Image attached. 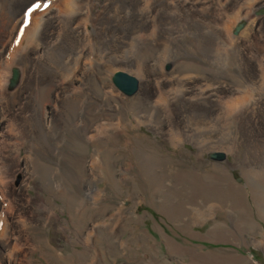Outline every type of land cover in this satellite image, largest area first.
Here are the masks:
<instances>
[{"label": "rangeland", "instance_id": "1", "mask_svg": "<svg viewBox=\"0 0 264 264\" xmlns=\"http://www.w3.org/2000/svg\"><path fill=\"white\" fill-rule=\"evenodd\" d=\"M46 1L50 5L39 17L51 36L38 27L20 31L10 24V15L0 19L19 72L12 83L14 75L0 69V106L6 112L24 107L35 136L19 140L0 133V160L7 155L10 165L20 164L29 174L34 167L27 162L37 166L29 179L18 174L3 187L13 210L2 220L11 215L14 240V218L23 205L26 235L35 244L24 255L30 264H225L226 258L233 264H264V90L243 93V114L256 100L242 118L212 101L190 98L196 83L244 91L255 69L251 63L241 65L240 58L217 62L209 48L217 34L203 36L201 29L212 13L189 25L156 24L147 15L132 25L127 0H93L90 7L99 9L103 28L96 29L81 25V6L73 1L43 0L42 6ZM181 1L188 8L191 0ZM199 1L223 12L239 0ZM33 2L8 0V12L17 16ZM147 3L151 14L166 6L164 0ZM68 9L77 13L69 15ZM255 16H264V8ZM254 28L243 20L232 36L238 39ZM193 40L210 46L191 49ZM162 52L158 67L149 69ZM137 67L148 78H137L136 92L125 96L112 76L126 73L118 68ZM71 68L90 72L79 75V82H60ZM157 73L169 89L159 98L153 95ZM9 85L23 91L27 86L24 100H10ZM161 101L171 103L169 115ZM109 123L115 126L97 143L89 138L91 124ZM11 124L18 128L13 119ZM216 151L224 154L222 161L209 158ZM12 246L21 257H0V264L23 258L25 246Z\"/></svg>", "mask_w": 264, "mask_h": 264}, {"label": "bare ground", "instance_id": "2", "mask_svg": "<svg viewBox=\"0 0 264 264\" xmlns=\"http://www.w3.org/2000/svg\"><path fill=\"white\" fill-rule=\"evenodd\" d=\"M33 5L39 4V7L34 8L32 11H28V7L21 8L20 13L17 16H14V14L9 13V7L8 9V0H0V19L4 16H11L10 24L13 27H17L20 31H29L33 29L34 27H38L40 34L51 36V31L48 28L47 23L40 22V12H43L48 9L50 5V1L44 2V4H47V7L45 9L42 8V2L43 0H33ZM56 1V0H52ZM73 1L75 4L81 6V16H80V23L83 26H86L87 23H89L91 26H93L96 29H103L101 25L99 24V9L95 8L92 9L90 6L93 3V0H69ZM128 6L130 8V19L129 23L132 25H135L142 19L144 16H148L149 18L153 19V21L156 24H162V25H175V24H191V23H198L199 21H202L203 19H207L210 15V18L201 24V29L203 30L202 35L203 36H212L214 33L217 34L216 38L211 43V46L209 43H199L196 40L191 41V49H197V51H200L202 48L205 49V47H208L209 45L214 53V56L217 60V62H225V61H235L239 60L245 63H251L255 65V69L252 71L250 79L247 82H244L247 85V89H244V91H234L231 87H225L222 86V84H219L217 87H215V84L210 83H196L194 90L191 92L190 98L192 100H195L197 102L199 101H212L216 107H227L232 109V112H235L236 116L238 118H242L245 113L251 112L252 110V99L248 105V107L245 110V113L243 114V107L245 105V101L243 100L244 92L246 94H261L264 90V54L260 53L264 51V16H260L261 18H258L255 16L256 11L258 12L260 9L264 8V0H239L235 4H233L231 7H227L223 12H213L211 11L210 7L199 1V0H191L189 2V7L185 8L181 0H164L166 6L164 8L156 9L153 14L150 13V5L147 2L154 1V0H127ZM43 4V5H44ZM18 7L16 9H18ZM15 9V10H16ZM217 10H221V8H218ZM12 11V10H11ZM10 11V12H11ZM94 11V12H93ZM67 13L69 15H75L77 12L74 9H68ZM114 17L109 15L107 16V19H113ZM243 20H249L253 25H255V28L253 29L252 33L248 29L245 30L241 35L240 38H234L232 36L233 28L237 25L242 23ZM1 22V20H0ZM1 27V25H0ZM108 32H113V30H110L109 27ZM165 30H169V28H166ZM250 34L245 35V32H248ZM63 33V27L58 30L55 33V38L61 37ZM186 32H177L175 36H180L181 34H185ZM134 36V33H132L131 37ZM21 36H17V40H20ZM0 49H2V55L0 57V63L2 65L3 69L2 71H5L7 74H13V80L12 83L15 82L17 78L18 67H17V53L14 47L8 46L5 38L3 37L2 33L0 32ZM176 40H178L175 37ZM207 50V49H206ZM211 50V51H212ZM246 52V54H245ZM1 54V51H0ZM198 54H200L198 52ZM165 56V52L157 53V58L155 59V64L153 66H149V69H155L158 67V63L160 60ZM215 61V60H214ZM119 70H123L128 73L129 76L132 75L137 80V78H148L146 76V71L143 67H137L135 69H125V68H118ZM247 71V69H246ZM90 72V69L81 68L78 70V68H71L70 73L67 76L61 77L60 82L70 81L71 83L79 82L77 79L79 75ZM76 73V75H75ZM71 74H74L73 78L70 79ZM138 82V80H137ZM152 82L155 83L156 88L153 91V95L159 97H162L164 95H167L169 93V89L166 86L165 78L162 76V74H155V76L152 78ZM205 82V81H204ZM46 85L50 84L49 81L45 82ZM1 85V82H0ZM7 86L6 90L8 91V94L11 96L10 100L18 102L20 99L24 100L25 92H27L29 89L26 86V89L23 91L18 86ZM9 87L12 88L11 91H9ZM58 89H62L60 86ZM241 90V89H240ZM109 93H112L110 91ZM34 92L30 93L28 102L31 103L32 96L34 95ZM240 95V96H239ZM241 97V99L239 98ZM28 97H26V100ZM1 100V98H0ZM45 98L43 96V100H40L42 102H45ZM247 100V99H246ZM61 103L66 102L64 100H60ZM163 106V111L166 115H169L172 111V105L169 101H161ZM26 109L24 107H16L15 109H11L10 112H6L1 106H0V133H5L7 135H12L16 139L19 140H27L29 138L35 137L31 134L30 129V118L26 116ZM253 116H251L249 119L251 120ZM254 116V124L255 123ZM11 119H13L16 124L18 125V128L15 129L11 124ZM217 119V117H216ZM246 121L250 126L247 128H251V121ZM22 121L26 124H28V128L23 125ZM115 126L114 123L109 124H102L98 127L94 125H90V131H89V138L93 140L95 143H97V139L99 138V135L104 132H108V128ZM253 126V125H252ZM38 127V125H37ZM89 127V126H88ZM85 129V128H84ZM46 130V129H45ZM87 130V127H86ZM85 130V131H86ZM39 132L41 129L38 130ZM77 133V131H75ZM76 145V144H75ZM74 146V145H73ZM74 147H71V150H73ZM217 152V151H216ZM90 160L94 161V155L91 156ZM27 164L32 165L34 168L37 166L34 164H31L30 162H27ZM0 257L8 258L11 260H15L16 258H20V253L15 251L12 244H15L18 247L25 246V252L23 253V258L19 259L18 264H30L31 262L27 259V256H24L26 252L28 251V247H32L31 249L34 250L35 244L29 242L31 241L29 237L26 235V229L28 228V222L26 215H24V207L23 205L19 206V209L15 215L14 218V226L16 228L15 231V239L13 240L12 231H13V225L11 224V215L8 216L7 220H2V214L5 213L8 210H13V204L11 203L7 192L3 187L7 186L10 182H13L15 179V176L18 174L23 175L24 177H27L26 179H29L31 176H33V172H35L34 168L31 171V174L28 172L25 173L21 171L20 164L10 165L8 161L7 155H4L2 159L0 160ZM81 163L79 164V168H81ZM39 169H41L39 167ZM38 171V170H37ZM91 195L96 196V191H91ZM60 197L64 198V194L61 192ZM25 234V235H24ZM3 251V252H2ZM92 260L89 262L91 264Z\"/></svg>", "mask_w": 264, "mask_h": 264}, {"label": "water", "instance_id": "3", "mask_svg": "<svg viewBox=\"0 0 264 264\" xmlns=\"http://www.w3.org/2000/svg\"><path fill=\"white\" fill-rule=\"evenodd\" d=\"M239 27H237V32ZM112 83L116 89H118L125 96H132L137 90V80L129 76L124 72H116L112 76ZM209 158L213 161H222L224 159V154L219 152H212L209 154Z\"/></svg>", "mask_w": 264, "mask_h": 264}, {"label": "crops", "instance_id": "4", "mask_svg": "<svg viewBox=\"0 0 264 264\" xmlns=\"http://www.w3.org/2000/svg\"><path fill=\"white\" fill-rule=\"evenodd\" d=\"M227 260H226V262H225V264H233V262H230V260L231 259H229V258H226ZM251 261V260H250ZM252 262V264H255V262L254 261H251ZM235 264H237V263H235ZM243 264V263H242Z\"/></svg>", "mask_w": 264, "mask_h": 264}, {"label": "snow or ice", "instance_id": "5", "mask_svg": "<svg viewBox=\"0 0 264 264\" xmlns=\"http://www.w3.org/2000/svg\"><path fill=\"white\" fill-rule=\"evenodd\" d=\"M39 7V4L34 5V8ZM33 9H29V11H32Z\"/></svg>", "mask_w": 264, "mask_h": 264}]
</instances>
